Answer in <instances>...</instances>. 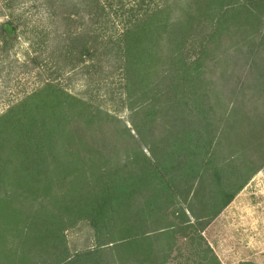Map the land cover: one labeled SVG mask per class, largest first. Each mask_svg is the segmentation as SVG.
<instances>
[{
    "label": "trees",
    "instance_id": "obj_1",
    "mask_svg": "<svg viewBox=\"0 0 264 264\" xmlns=\"http://www.w3.org/2000/svg\"><path fill=\"white\" fill-rule=\"evenodd\" d=\"M81 1L40 0L50 20L70 19ZM85 7L94 17L103 11L97 0ZM164 12L144 13L119 37L129 126L109 131L113 115L51 81L0 113V264H171L174 235L200 246L199 232L264 162L262 151L258 164L248 151L247 127L261 120L240 109L251 99L234 98L235 85L224 96L214 76H204L211 45L239 31L243 65L259 68L253 33L241 31L261 25L264 0H188L180 17ZM201 23L208 31L186 56ZM1 29L9 35L16 26L9 19ZM80 36L76 43L64 35L79 60L87 55ZM80 221L91 227L94 248L71 255L64 231ZM196 253L194 264H220L208 245Z\"/></svg>",
    "mask_w": 264,
    "mask_h": 264
},
{
    "label": "rangeland",
    "instance_id": "obj_2",
    "mask_svg": "<svg viewBox=\"0 0 264 264\" xmlns=\"http://www.w3.org/2000/svg\"><path fill=\"white\" fill-rule=\"evenodd\" d=\"M63 1L67 4V0ZM87 1L90 0L77 3L78 13L70 15V19L54 17L50 20L47 15L49 9L40 0H14L11 6H5L4 0H0V113L46 81H51L113 115L117 121L108 122L109 131L115 126L120 129L122 124L129 126L130 111L124 97V80L118 61L120 34L129 22L151 11L160 10L157 16H161L165 14V8L169 18L180 17L188 0H97L103 6L98 17L88 14L87 7L83 9ZM261 17L257 30L241 31L253 33L252 52H255L259 68L247 71L243 65L241 57L246 47L243 45L244 35L239 31L233 39L211 45L214 63L211 57L207 58L206 70L211 73L204 75L210 79L211 74L214 76V87L224 96H232L228 88L237 86L234 98L251 99L249 104L243 101L240 109L252 119L259 112L261 120L258 122L255 118L253 125L247 127L248 151L256 164L261 160L258 161L257 154L262 151L261 158L264 156V14ZM9 19L16 29L5 35L1 25ZM200 26L187 44L186 56H194L204 38L201 35L208 31L207 25L204 27L201 23ZM65 34L72 35L76 43L80 41V35L86 38L87 55L84 54L81 60L74 52L68 53ZM224 49L234 56L232 61L224 56ZM75 60L77 63H73ZM260 70L263 77H259ZM222 71L225 75L231 73L229 80L218 78ZM248 84H251L249 88ZM134 137L137 146L143 147V140L135 133ZM254 145L261 147L257 149ZM190 221L193 222L191 216ZM196 227L198 225L194 223L189 229L193 237L198 233L194 231ZM199 234L202 236L200 246L208 245L220 264H264V162ZM64 235L71 255L94 248L92 229L85 221L66 229ZM174 239L179 251L174 250L168 262L194 264L198 255L196 251L200 249L197 240L187 242L181 232L176 233Z\"/></svg>",
    "mask_w": 264,
    "mask_h": 264
},
{
    "label": "water",
    "instance_id": "obj_3",
    "mask_svg": "<svg viewBox=\"0 0 264 264\" xmlns=\"http://www.w3.org/2000/svg\"><path fill=\"white\" fill-rule=\"evenodd\" d=\"M6 28L8 29V31H10V28L6 25Z\"/></svg>",
    "mask_w": 264,
    "mask_h": 264
}]
</instances>
